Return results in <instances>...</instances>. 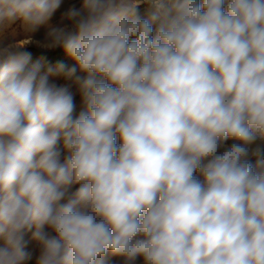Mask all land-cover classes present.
Returning <instances> with one entry per match:
<instances>
[{
  "label": "clouds",
  "instance_id": "obj_1",
  "mask_svg": "<svg viewBox=\"0 0 264 264\" xmlns=\"http://www.w3.org/2000/svg\"><path fill=\"white\" fill-rule=\"evenodd\" d=\"M61 4L0 0V264H264V0Z\"/></svg>",
  "mask_w": 264,
  "mask_h": 264
},
{
  "label": "rangeland",
  "instance_id": "obj_2",
  "mask_svg": "<svg viewBox=\"0 0 264 264\" xmlns=\"http://www.w3.org/2000/svg\"><path fill=\"white\" fill-rule=\"evenodd\" d=\"M82 4V0H62L61 7L57 10V12L54 14L50 21V26H60L62 24L68 23L66 20H63V14L67 12L69 9L75 7L79 8ZM141 15H144L146 13V6L142 5L139 9ZM49 30L48 26L41 27L36 33L33 34L32 40L34 42L29 43L26 50L29 51L32 54V61L36 62L39 61L44 65V69L47 70L48 67H55L58 63L64 62L66 64H72L73 62L70 60L69 57L61 50V49H45L39 45V43L36 42H42L46 36L47 31ZM11 39L16 40L19 44L27 43L26 38L23 35L22 28L19 24L13 25L11 30ZM50 82L55 83L57 86H67L69 90L72 92L74 97V103L76 105V113L78 114L79 111L82 109V97L79 92L78 86L71 80L64 79L62 77H52L50 78ZM228 144H231L232 141H227ZM259 147L261 156H264V144L258 143V145L254 147ZM61 152H62V159L64 156L67 155L66 151L63 150L62 144H61ZM252 162L255 163L256 157H252ZM75 187L73 186L72 190H75ZM50 231V230H47ZM40 255V246L36 242V249H35V258L36 262L38 263ZM103 264H123V258L113 256V255H106L103 258ZM136 264H143L142 258H138Z\"/></svg>",
  "mask_w": 264,
  "mask_h": 264
},
{
  "label": "trees",
  "instance_id": "obj_3",
  "mask_svg": "<svg viewBox=\"0 0 264 264\" xmlns=\"http://www.w3.org/2000/svg\"><path fill=\"white\" fill-rule=\"evenodd\" d=\"M25 239L28 241L26 251L30 253V258L25 262V264H38L35 258L36 242L31 239V232L27 233Z\"/></svg>",
  "mask_w": 264,
  "mask_h": 264
}]
</instances>
